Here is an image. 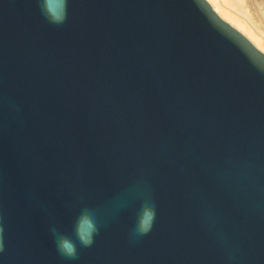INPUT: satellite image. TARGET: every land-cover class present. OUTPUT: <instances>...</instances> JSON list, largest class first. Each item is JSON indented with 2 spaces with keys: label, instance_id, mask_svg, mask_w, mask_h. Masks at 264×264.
I'll return each instance as SVG.
<instances>
[{
  "label": "water",
  "instance_id": "obj_1",
  "mask_svg": "<svg viewBox=\"0 0 264 264\" xmlns=\"http://www.w3.org/2000/svg\"><path fill=\"white\" fill-rule=\"evenodd\" d=\"M0 242V264H264V53L206 0H0Z\"/></svg>",
  "mask_w": 264,
  "mask_h": 264
},
{
  "label": "clouds",
  "instance_id": "obj_2",
  "mask_svg": "<svg viewBox=\"0 0 264 264\" xmlns=\"http://www.w3.org/2000/svg\"><path fill=\"white\" fill-rule=\"evenodd\" d=\"M66 7V3H65ZM41 11L47 16L44 5H41ZM64 17H57L54 20H51L52 23H62ZM155 213L154 209L145 204L142 208L141 217L138 220L136 232L139 235L145 234L149 228V220L154 219ZM86 225L87 231L81 232L80 225ZM74 233L76 241L80 243L81 246L88 247L92 244L93 236L97 230L96 222L92 214L87 210H83L80 216L77 218L76 224L74 225ZM50 231L54 238L57 251L64 257L68 259H74L76 257V243L73 240H70L68 237L60 234L57 228L53 225L50 227ZM3 244L0 242V250H2Z\"/></svg>",
  "mask_w": 264,
  "mask_h": 264
},
{
  "label": "rangeland",
  "instance_id": "obj_3",
  "mask_svg": "<svg viewBox=\"0 0 264 264\" xmlns=\"http://www.w3.org/2000/svg\"><path fill=\"white\" fill-rule=\"evenodd\" d=\"M247 1L248 0H216L214 5L234 18L235 21L242 26L245 33L247 32L254 37V41L257 40L264 45V23L259 16L257 17L258 14H255V10H252L253 8Z\"/></svg>",
  "mask_w": 264,
  "mask_h": 264
},
{
  "label": "bare ground",
  "instance_id": "obj_4",
  "mask_svg": "<svg viewBox=\"0 0 264 264\" xmlns=\"http://www.w3.org/2000/svg\"><path fill=\"white\" fill-rule=\"evenodd\" d=\"M212 7V9L219 15L221 19L229 23L233 26L236 30H238L241 34H243L259 51L264 53V45L261 44L259 41H254L253 38L249 33H245L242 26L235 21L234 18L230 17V15L226 14L225 12L221 11L218 6H215L214 3L216 0H206ZM247 2L250 3L252 10H255V14L257 17L259 16L264 23V0H248ZM238 5V4H237ZM220 10V11H219Z\"/></svg>",
  "mask_w": 264,
  "mask_h": 264
}]
</instances>
